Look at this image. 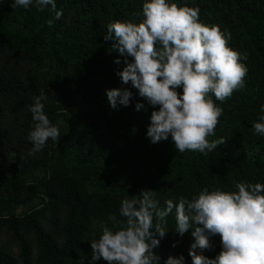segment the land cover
Instances as JSON below:
<instances>
[{"label":"trees","instance_id":"trees-1","mask_svg":"<svg viewBox=\"0 0 264 264\" xmlns=\"http://www.w3.org/2000/svg\"><path fill=\"white\" fill-rule=\"evenodd\" d=\"M146 2L56 0L63 17L54 19L50 6L14 9L12 0H0V264H108L92 259L91 239L102 235L100 222L112 226L109 216L125 219L123 199L150 189L163 208L205 188L234 192L239 182L264 183V135L254 128L264 116V0H169L199 8L200 21L230 33L229 46L247 57L245 86L223 102L212 95L222 114L208 139L225 142L207 155L179 152L171 135L153 144L154 107L117 75L126 57L105 42L107 26L139 23ZM111 88L131 89L130 104L112 109ZM41 94L61 137L29 156V106ZM166 219L169 231L154 249L160 264L181 254L193 264L192 229L175 231V209ZM210 240L203 255L214 259L221 237Z\"/></svg>","mask_w":264,"mask_h":264},{"label":"clouds","instance_id":"clouds-1","mask_svg":"<svg viewBox=\"0 0 264 264\" xmlns=\"http://www.w3.org/2000/svg\"><path fill=\"white\" fill-rule=\"evenodd\" d=\"M30 6L38 11L50 6L54 19L63 17L56 0H12L14 9ZM142 15L139 23L118 20L107 26L105 42L113 41L115 51L126 57V66L117 75L122 84L130 82L154 107L147 131L153 144L171 135L179 152L207 155L225 142L208 139L215 134L222 114L212 95L223 102L245 86L248 69L241 60L247 57L229 46L230 33L218 25L202 23L197 7L148 0ZM48 23L51 26L53 20ZM115 63H120L119 58ZM178 88L183 89L182 94ZM106 95L115 110L119 105L128 106L133 92L111 88ZM46 99L44 94L35 96L29 106L33 121L28 134L33 145L29 156L41 151L49 139L58 143L61 137L58 124L45 114L42 101ZM135 107L140 110L143 104L137 102ZM254 128L264 135V116ZM235 187L238 191L205 188L191 200L181 197L174 203L169 199L163 208L150 189L139 192L138 198L123 199L120 215L125 219L109 216L111 227L107 221L100 222L102 235L91 239L92 259L102 258L108 264H160L161 257L154 249L168 233L166 218L175 209V231L182 236L192 229L189 255L193 264H264V183L239 182ZM217 234L222 251L210 259L203 250L213 247L210 237ZM164 264H185V258L169 255Z\"/></svg>","mask_w":264,"mask_h":264}]
</instances>
